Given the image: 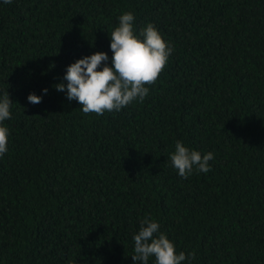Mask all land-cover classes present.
Masks as SVG:
<instances>
[{"label":"trees","instance_id":"1","mask_svg":"<svg viewBox=\"0 0 264 264\" xmlns=\"http://www.w3.org/2000/svg\"><path fill=\"white\" fill-rule=\"evenodd\" d=\"M124 12L174 51L143 102L85 115L53 85L95 52L111 65ZM6 91L0 264H133L145 217L185 264H264V0H0ZM178 140L212 170L181 178Z\"/></svg>","mask_w":264,"mask_h":264},{"label":"clouds","instance_id":"2","mask_svg":"<svg viewBox=\"0 0 264 264\" xmlns=\"http://www.w3.org/2000/svg\"><path fill=\"white\" fill-rule=\"evenodd\" d=\"M3 3L10 4L12 0H3ZM134 21L132 12H124L118 17V25L109 35L113 53L111 65L106 52H95L68 66L64 76L66 85L63 82L53 85L59 92L66 90L67 99L77 101L83 114L119 112L134 101L143 102L149 95L148 86L153 85L163 72L174 51L173 46L163 39L153 23H148L136 35ZM47 92V88L42 90L43 95ZM27 100L31 104H39L42 95L30 93ZM12 105L8 91L0 94V158L8 151L9 129L3 122L12 118ZM169 159L178 175L186 179L194 172H210L209 161L214 159V154L207 152L202 155L178 140ZM133 241V264H148L150 257H155V264H185L190 258H195L194 252L177 254L174 242L150 217L141 220Z\"/></svg>","mask_w":264,"mask_h":264}]
</instances>
